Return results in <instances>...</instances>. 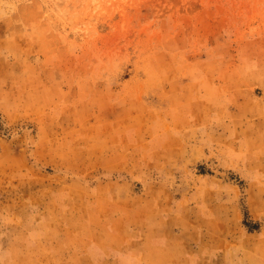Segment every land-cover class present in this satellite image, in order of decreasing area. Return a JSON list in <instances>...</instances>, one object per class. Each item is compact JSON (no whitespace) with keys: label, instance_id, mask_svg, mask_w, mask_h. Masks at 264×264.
<instances>
[{"label":"rangeland","instance_id":"1","mask_svg":"<svg viewBox=\"0 0 264 264\" xmlns=\"http://www.w3.org/2000/svg\"><path fill=\"white\" fill-rule=\"evenodd\" d=\"M0 264H264V0H0Z\"/></svg>","mask_w":264,"mask_h":264}]
</instances>
